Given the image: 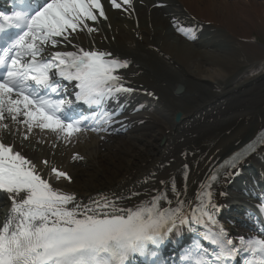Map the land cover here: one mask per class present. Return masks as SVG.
Masks as SVG:
<instances>
[{
	"label": "snow or ice",
	"instance_id": "6c2138e0",
	"mask_svg": "<svg viewBox=\"0 0 264 264\" xmlns=\"http://www.w3.org/2000/svg\"><path fill=\"white\" fill-rule=\"evenodd\" d=\"M109 2L121 9L131 7L132 0ZM100 18L107 19L101 0H21V11L0 14V200L10 201L0 223V264H132L137 256L147 264H163L160 247L190 222L205 229L203 239L215 248L210 259L208 250L196 244L185 251L186 264H227L241 253L243 264H264V230L236 241L228 238L215 217L220 206L211 192L203 191L207 185L197 196L199 204H189L187 211L178 198L176 207H162L163 201L172 204L165 193L133 208L107 198L82 205L75 194L54 188L17 150L15 137L27 140L34 127L68 137L81 131L83 118L73 119L65 111L71 101L53 98L67 91L63 81H75L76 100L89 105L132 91L116 74L127 61L72 43L78 31H98L88 22ZM59 45L76 50L50 51ZM3 133L12 140L6 142ZM51 174L71 179L55 166ZM172 191L179 197L174 186Z\"/></svg>",
	"mask_w": 264,
	"mask_h": 264
},
{
	"label": "bare ground",
	"instance_id": "6f19581e",
	"mask_svg": "<svg viewBox=\"0 0 264 264\" xmlns=\"http://www.w3.org/2000/svg\"><path fill=\"white\" fill-rule=\"evenodd\" d=\"M179 3L216 26L221 48L197 50L193 44L174 36L156 11L145 10L138 27L127 18L110 17L111 35L118 34L110 46L144 64L142 80L159 93L163 109L152 119V129L133 142L119 141L100 147L95 139L85 141L90 168L78 164L70 168L74 173L71 188L87 194L118 191L133 185L138 174L165 173V169L153 170L167 148L161 141L164 138L171 141L166 136L176 119L186 121L209 107L212 117L220 118L223 124L242 120L214 136L189 139L180 148L191 158L188 171L194 180L201 178L218 157L264 125V43L260 41V36H264V1L179 0ZM129 29H135L144 43L133 40ZM147 45L158 48V52L149 50ZM249 116L253 120L248 126L244 118ZM208 137L207 143L203 141ZM179 139L176 136L172 141L177 143ZM178 163L181 161L176 159L174 167ZM141 187L139 191L148 192ZM179 192L184 193L181 185Z\"/></svg>",
	"mask_w": 264,
	"mask_h": 264
},
{
	"label": "rangeland",
	"instance_id": "374dc122",
	"mask_svg": "<svg viewBox=\"0 0 264 264\" xmlns=\"http://www.w3.org/2000/svg\"><path fill=\"white\" fill-rule=\"evenodd\" d=\"M260 41L264 42V36H260Z\"/></svg>",
	"mask_w": 264,
	"mask_h": 264
}]
</instances>
